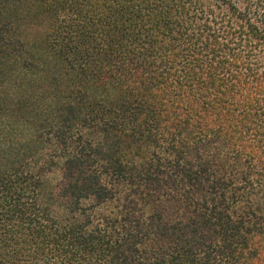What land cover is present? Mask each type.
<instances>
[{"label": "trees", "instance_id": "obj_1", "mask_svg": "<svg viewBox=\"0 0 264 264\" xmlns=\"http://www.w3.org/2000/svg\"><path fill=\"white\" fill-rule=\"evenodd\" d=\"M0 264H264V0H0Z\"/></svg>", "mask_w": 264, "mask_h": 264}, {"label": "rangeland", "instance_id": "obj_2", "mask_svg": "<svg viewBox=\"0 0 264 264\" xmlns=\"http://www.w3.org/2000/svg\"><path fill=\"white\" fill-rule=\"evenodd\" d=\"M52 178H53V179H55V176H54V175H52Z\"/></svg>", "mask_w": 264, "mask_h": 264}]
</instances>
